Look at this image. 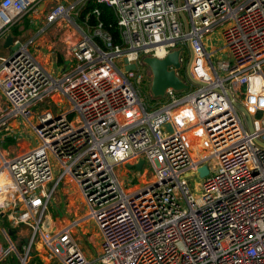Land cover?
<instances>
[{"label":"built area","instance_id":"1","mask_svg":"<svg viewBox=\"0 0 264 264\" xmlns=\"http://www.w3.org/2000/svg\"><path fill=\"white\" fill-rule=\"evenodd\" d=\"M96 1L113 8L120 44L98 22L57 76L31 40L13 38L0 56V141L16 139L20 117L34 142L13 156L0 147V211L30 230L23 251L0 246V261L13 253L29 264L40 242L50 260L88 263L73 235L80 219L44 226L69 178L101 234L99 264H264V0ZM41 2L0 0V38ZM71 8L53 4L46 20ZM217 28L226 57L214 62L204 39ZM178 48L189 88L149 97L143 56ZM57 96L65 108L36 113Z\"/></svg>","mask_w":264,"mask_h":264},{"label":"rangeland","instance_id":"2","mask_svg":"<svg viewBox=\"0 0 264 264\" xmlns=\"http://www.w3.org/2000/svg\"><path fill=\"white\" fill-rule=\"evenodd\" d=\"M74 3V0H70L67 2L68 6L72 5L68 17L58 19L42 28L38 43L36 44V47L40 49L41 54L47 55L42 64L47 70L51 72L53 76H57L61 72V68L65 66L67 61H74L73 53L77 47L78 42L83 38V36H91L90 27L84 26L80 23L77 24L75 22L74 16H76V10L75 8H73ZM220 33L221 28H217L212 32L206 34L204 39V43L207 45V50L212 53L211 57L214 62L216 59H224L226 57L225 52L222 48L223 43ZM20 39L22 42H25L29 38L20 37ZM32 40L34 42L35 39L32 38ZM31 46L32 44H30V47ZM214 50H216L217 52H213ZM58 54L61 56L60 64H58ZM185 55L187 56V54ZM145 69L151 72L148 67ZM181 71L183 72V69H181ZM144 83L145 85L143 86V88L150 97L149 86L151 85V82L146 80ZM55 99L57 104L53 103L52 100L42 102L38 106V108H36V113H39L42 109L48 106L53 109L56 108V106H62L64 108L67 106V104L65 103L67 101H65L64 97L61 98L60 96H57L55 97ZM11 125L13 126V129L16 131L17 135L16 139H14V142L5 143L0 141L1 149L4 152L8 153L9 156L16 155L22 150H25V146L21 142H27L25 140H28L29 143H32L30 138V126L24 119L19 117L18 119L11 121ZM206 165L209 167L211 172H213L214 161L208 160L206 162ZM135 175H138L137 171H135ZM50 184L51 183L49 182L48 186ZM200 194V190L194 192L195 196H198ZM80 198V194L71 179L68 178L61 181L56 190L49 198L48 212H46L45 214L44 226L49 227V230L54 231L57 228L61 227L63 224L71 223L72 220L75 219H80L78 226L74 227L73 229V235L82 253L83 250H90L93 252L94 248L92 247V244H90V241L92 243V241L96 239L95 242L99 243V240L101 241V239L98 231H96L95 228L92 227L90 221L83 217L85 208ZM89 226L91 228H89ZM28 233H30V230L28 231ZM18 244V250L23 251V244ZM32 250L34 251V248ZM85 258L87 260V257ZM30 260L31 258H29L28 260L29 264L31 262Z\"/></svg>","mask_w":264,"mask_h":264},{"label":"crops","instance_id":"3","mask_svg":"<svg viewBox=\"0 0 264 264\" xmlns=\"http://www.w3.org/2000/svg\"><path fill=\"white\" fill-rule=\"evenodd\" d=\"M68 1H70V0H43V2H41L37 7L32 9L23 18L19 19L16 22V24L10 29V31L4 37L0 38V56L7 55L10 52V50L12 49V44L10 46L5 45L7 35L10 34L12 36V38L27 37L29 39L26 40L25 42H28L29 40H31L30 44H32L31 47L28 46V48L30 47L29 51L33 54L35 59L42 64V62L45 60V57L47 55L46 54L42 55L40 52V49L36 47V44L38 43L39 36L42 32V28H44L46 25L50 24V22H48L46 20L47 10L53 4H58V3L67 4ZM74 1H75V3L73 5V8H77L82 4V2L84 0H74ZM32 38L35 39L34 42H33ZM58 62H59L58 64L61 63L59 54H58ZM42 66H43V64H42ZM15 125H16V122H15ZM25 141L28 142V140H25ZM27 142H24V141L21 142L25 146V147L23 146L25 149L29 148L33 144L32 140H31L32 143L28 142V144H27ZM66 179H68V178H66ZM76 188H77V186H76ZM77 190H78V188H77ZM78 192H79V190H78ZM80 200L83 203L84 208H85V211H84V216H85L86 204L83 201L82 197L80 198ZM47 212H48V210H47ZM68 224L69 223L63 224L61 227L68 225ZM61 227L57 228L56 230L60 229ZM89 228H91V227L89 226ZM95 230L98 231V229H96V228H95ZM28 231H29V228L25 225H19V226H15V227L12 226L9 223L8 219L6 218V215L0 211V246L1 247L6 246L9 242V240L17 247L19 245L18 243L25 245L27 237L30 235V233H28ZM98 233H99L100 239H101V234L99 231H98ZM95 240L92 241V243L90 241V244H92V247L94 248L93 252L90 250H86V251L83 250L85 257H87V262H88L87 264H99L97 261V257H98V253H99L100 240H99V243H96ZM33 259H35L36 264H60L57 260H50L47 258L46 251L40 242H38L36 244V248L34 250V253H33L30 261L32 262ZM31 262H30V264H31ZM0 264H18V259H17L16 255H14L12 253L9 256H7L6 258H3L0 261Z\"/></svg>","mask_w":264,"mask_h":264},{"label":"water","instance_id":"4","mask_svg":"<svg viewBox=\"0 0 264 264\" xmlns=\"http://www.w3.org/2000/svg\"><path fill=\"white\" fill-rule=\"evenodd\" d=\"M12 39L13 38L10 34L7 35L5 45L10 46L12 44ZM184 51L185 50L183 48H178L169 52L163 58L143 56V63L150 69L152 74L150 92L153 97H163L167 88H172L177 91L187 90L189 88V84L185 80L181 79L176 73V70L180 69L181 67V63L179 60L180 54ZM238 107L248 117V114L246 113L244 108L239 105ZM248 126L251 129L249 118ZM163 129L168 133L172 130L169 123H165L163 125ZM199 173L201 176H205L206 174H208L207 167L202 166L201 168H199Z\"/></svg>","mask_w":264,"mask_h":264},{"label":"trees","instance_id":"5","mask_svg":"<svg viewBox=\"0 0 264 264\" xmlns=\"http://www.w3.org/2000/svg\"><path fill=\"white\" fill-rule=\"evenodd\" d=\"M75 10L76 16H74V20L77 24L80 23L84 26L92 28L98 22H101L103 28L111 34L113 43H121L120 29L116 23V15L112 7L107 5L105 2H98L96 0H84L79 7L75 8ZM95 10L98 11V14H96ZM94 40L100 43V40L98 38L95 37ZM6 142H14V139L8 138L5 143ZM33 260L31 264H36L35 259Z\"/></svg>","mask_w":264,"mask_h":264}]
</instances>
